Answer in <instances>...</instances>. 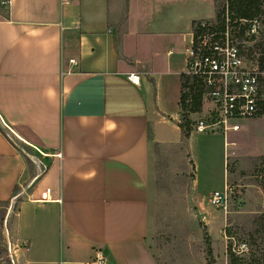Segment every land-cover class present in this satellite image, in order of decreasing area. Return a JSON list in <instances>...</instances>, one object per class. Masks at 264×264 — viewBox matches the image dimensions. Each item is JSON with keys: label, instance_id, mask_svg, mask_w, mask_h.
<instances>
[{"label": "crops", "instance_id": "crops-1", "mask_svg": "<svg viewBox=\"0 0 264 264\" xmlns=\"http://www.w3.org/2000/svg\"><path fill=\"white\" fill-rule=\"evenodd\" d=\"M3 1L0 201L16 185L24 192L17 260L88 264L103 250L109 264H158L148 241L154 144L182 139L186 50L195 24L215 17V1L124 0L119 45V0ZM210 137L187 140L198 170ZM17 140L49 157L44 175L28 177Z\"/></svg>", "mask_w": 264, "mask_h": 264}, {"label": "rangeland", "instance_id": "rangeland-1", "mask_svg": "<svg viewBox=\"0 0 264 264\" xmlns=\"http://www.w3.org/2000/svg\"><path fill=\"white\" fill-rule=\"evenodd\" d=\"M119 4L116 34L121 33L125 22L124 0H119ZM257 25L255 34L247 35L249 25L244 23L230 26L229 32L244 30L240 44L246 59L264 69V15L257 20ZM205 105L210 107L209 103ZM202 116L203 113L198 114L192 120L193 126ZM246 121L241 131L230 133L225 140L222 133H204L211 136V142L205 153L196 152L200 170L196 169L187 141L181 139L176 144L159 146L155 153V191L151 198L148 235L158 264H209L205 232L211 238L214 264H227L229 238L225 230L229 222H246L248 216L264 208V192L257 176L262 168L259 160L264 156V119ZM18 143L19 150L30 160L28 177L44 175L51 163L49 157ZM25 186L31 194L33 186L27 183ZM216 191L223 194L220 203L213 202ZM23 195L24 192L19 197ZM17 211V199H11L8 206H0V264H7L8 258L12 264H23L22 257L18 261L15 255ZM233 248L247 250V246L237 241Z\"/></svg>", "mask_w": 264, "mask_h": 264}, {"label": "built area", "instance_id": "built-area-1", "mask_svg": "<svg viewBox=\"0 0 264 264\" xmlns=\"http://www.w3.org/2000/svg\"><path fill=\"white\" fill-rule=\"evenodd\" d=\"M70 2L61 0L62 5H69ZM2 3L9 9L8 2ZM241 23L245 24L246 20H241ZM252 23L247 35L257 32V20ZM216 28L205 22L194 26L191 44L186 50L184 72L191 80L183 93L189 96L187 102H190L191 95L200 94L203 105L210 104L194 126L192 122V133H222L225 140L230 133L241 131L246 120L264 119V69L248 62L243 49L239 47L241 42L233 40L229 30L224 33ZM70 61L75 63L76 60ZM128 78L139 83L136 73L129 74ZM56 156H61V153ZM46 190L50 195L51 189ZM222 201L223 194L216 191L213 202ZM88 264H109V259L103 250H97L94 260Z\"/></svg>", "mask_w": 264, "mask_h": 264}, {"label": "trees", "instance_id": "trees-1", "mask_svg": "<svg viewBox=\"0 0 264 264\" xmlns=\"http://www.w3.org/2000/svg\"><path fill=\"white\" fill-rule=\"evenodd\" d=\"M3 0H0L2 4ZM215 1V17L207 20L205 23L208 25H215L218 31L226 32L230 26H238L241 20H246L244 25H251L255 20H259L264 15V0H222ZM7 11H9L7 9ZM200 23V22H199ZM198 24V23H197ZM196 25V24H195ZM213 30V29H211ZM234 34V36H233ZM231 37L235 41H242L244 39L245 32H230ZM117 44L121 42V34H117ZM242 48V45H239ZM182 96L180 100V122L179 127L182 131V140L187 141L192 134V120L190 115L193 113H199L203 110V102L200 94H193L190 96V102H187L189 96L183 93V89L191 80V77L185 73L182 74ZM25 144V143H23ZM27 145V144H25ZM30 147L29 145H27ZM155 153L158 152L159 144H154ZM27 163H30L29 159H26ZM262 166L261 172L258 176L260 178V184L264 192V156L259 160ZM32 187L31 191L34 190ZM21 187L16 185L12 198L19 194ZM19 197V196H18ZM17 197V202H21L22 198ZM11 198V199H12ZM9 200L0 201V206L10 204ZM231 221V219H230ZM226 235L229 238V245L227 249L228 261L227 264H264V208H259L252 215L248 216L246 222L237 221L232 224L229 222V226L225 230ZM205 239L208 243V259L209 264H214V253L211 247V238L207 232H205ZM243 243L244 247L247 246V250H235L233 248L234 242ZM248 251V252H246ZM7 264H12L11 259H5Z\"/></svg>", "mask_w": 264, "mask_h": 264}]
</instances>
